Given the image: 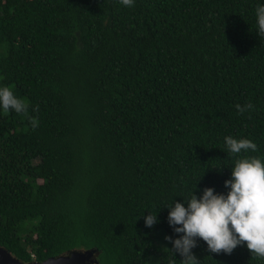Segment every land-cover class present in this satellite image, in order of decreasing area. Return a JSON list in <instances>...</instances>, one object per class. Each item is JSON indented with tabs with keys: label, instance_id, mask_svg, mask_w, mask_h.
<instances>
[{
	"label": "trees",
	"instance_id": "trees-1",
	"mask_svg": "<svg viewBox=\"0 0 264 264\" xmlns=\"http://www.w3.org/2000/svg\"><path fill=\"white\" fill-rule=\"evenodd\" d=\"M258 2L0 0V85L29 102L0 110V246L22 262L88 248L98 264H180L155 239L180 235L162 205L196 183L198 197L227 193L225 136L264 155ZM192 251L200 264H264L246 242Z\"/></svg>",
	"mask_w": 264,
	"mask_h": 264
},
{
	"label": "clouds",
	"instance_id": "clouds-1",
	"mask_svg": "<svg viewBox=\"0 0 264 264\" xmlns=\"http://www.w3.org/2000/svg\"><path fill=\"white\" fill-rule=\"evenodd\" d=\"M120 3L130 8L135 0H120ZM254 12L255 30L260 38H264V0H259ZM235 107L243 115L254 106L245 103ZM0 110L27 114L29 102L17 96L11 87L0 85ZM29 121L33 129L39 126L37 118L29 117ZM224 146L227 154L236 157L230 166V178L224 181V187L228 189L226 194L205 187L198 197L196 183L187 195H175L162 205L168 209L169 226L175 234H180L175 239L165 237L172 244L169 251L172 256L178 253L182 257L180 264H200L192 251L197 247L198 239L206 242L210 252L226 254L246 242L252 255L264 258V155L250 154L257 153L258 146L247 137L225 136ZM221 167L225 166L216 168ZM175 197H183V201H174ZM157 213L144 216L146 227L151 228L159 222ZM84 249L88 248L81 250Z\"/></svg>",
	"mask_w": 264,
	"mask_h": 264
},
{
	"label": "water",
	"instance_id": "water-1",
	"mask_svg": "<svg viewBox=\"0 0 264 264\" xmlns=\"http://www.w3.org/2000/svg\"><path fill=\"white\" fill-rule=\"evenodd\" d=\"M95 249L70 251L59 257H49L43 261L22 262L0 246V264H98L94 258Z\"/></svg>",
	"mask_w": 264,
	"mask_h": 264
},
{
	"label": "rangeland",
	"instance_id": "rangeland-1",
	"mask_svg": "<svg viewBox=\"0 0 264 264\" xmlns=\"http://www.w3.org/2000/svg\"><path fill=\"white\" fill-rule=\"evenodd\" d=\"M165 237L166 235L163 230H159L157 231V233H155L156 242L162 245L164 248H167L169 243L167 240H165Z\"/></svg>",
	"mask_w": 264,
	"mask_h": 264
}]
</instances>
